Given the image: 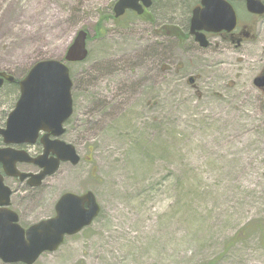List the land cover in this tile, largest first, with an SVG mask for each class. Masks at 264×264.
Here are the masks:
<instances>
[{"label": "rangeland", "instance_id": "374dc122", "mask_svg": "<svg viewBox=\"0 0 264 264\" xmlns=\"http://www.w3.org/2000/svg\"><path fill=\"white\" fill-rule=\"evenodd\" d=\"M112 5L0 0V70L18 78L89 33L88 57L68 64L65 139L81 162L46 180L32 216L65 191H93L100 212L38 264H264V23L254 48L184 55L158 30L179 13L113 19Z\"/></svg>", "mask_w": 264, "mask_h": 264}, {"label": "flooded vegetation", "instance_id": "af4514ba", "mask_svg": "<svg viewBox=\"0 0 264 264\" xmlns=\"http://www.w3.org/2000/svg\"><path fill=\"white\" fill-rule=\"evenodd\" d=\"M116 1L117 0H113L112 8ZM202 1L203 0H151V5L147 9H144L141 15H137V13L132 10H126L121 18H124L125 15H130L135 18L146 19L147 17H154L158 11L163 14H167L171 11L172 15L179 13L181 22L170 23L168 25L163 23L158 30L160 35H163L165 38L175 39L181 43L179 49L184 55L194 54V52L198 54L210 53L213 56L226 55L233 52L239 54L245 49L254 48L261 43L262 37H260V34L264 23V11L256 13L248 10L247 0H208V10H216L215 16H217L219 20H223L224 18L222 14H220L223 7H226L224 4H230L236 15V23L232 29L227 30L221 29L212 31L204 29V31L200 33H202L204 39H206L207 45L205 47L201 46L200 43L195 40V34H192L189 28L193 11L204 9ZM257 1L264 7V0ZM158 2L160 3L156 6ZM139 3H142V0H139ZM227 21L229 22L228 19L226 22ZM171 25L173 28L180 29L181 31L183 30V32H179L178 37L174 34L169 36L170 34L167 28L172 27ZM177 64H179V71L185 66V64L182 65L180 62H177ZM3 73L6 75H0V131L6 130L7 128L8 120L16 108V102L21 96L19 81L26 75L18 78L10 71L5 69L0 70V74ZM263 74L264 71L262 69V72L257 76ZM194 81L195 78L192 79L191 76L187 79L188 85L191 87H194ZM252 83L254 84V82ZM254 86L264 94V87L255 84ZM71 119L72 116L62 124L64 131L61 135L55 136L53 134H48L47 138L52 146L50 148H53L54 145L57 147L58 144L54 143L55 140L64 141L75 147L72 140L65 139L68 132L73 131V127L71 130L68 127V123ZM14 130L18 134L16 138L24 139L23 141L5 142L0 133V238H10L7 244L2 238L8 251L11 248L19 247L26 251L25 254L27 255L25 257L29 260L33 259V261H9L0 256V264H38L37 261L42 255L45 253H55L70 237L77 236L81 232L87 230L98 218L100 211L88 225L79 229L78 232L74 234H65L63 236V242L55 251L46 249L39 255H35V252H37L36 242H40L39 234L51 233L50 219L55 218V207L58 199L65 192L81 195L91 190H87L86 192L65 191L57 201H55L53 214L49 215L48 213L43 216H32L34 211L37 210V201L41 199L42 193L48 198L46 180L53 177V175L59 171V168L66 163L75 167V165L81 162V158L78 154L80 160L75 165L70 161H60L56 171L52 175H48L45 171V162H49L53 158H56V153L50 150L44 158L46 148L43 138L46 132H44L42 128H39L38 131L30 136V128H26L23 125H17ZM75 149L76 153H78L76 147ZM91 192L94 194L93 191ZM83 207L87 208V203H85ZM44 221L49 222L48 227H50V229L41 230L36 227ZM30 236L32 237V245L31 239L29 238ZM12 254L15 255L16 253Z\"/></svg>", "mask_w": 264, "mask_h": 264}, {"label": "water", "instance_id": "95a60500", "mask_svg": "<svg viewBox=\"0 0 264 264\" xmlns=\"http://www.w3.org/2000/svg\"><path fill=\"white\" fill-rule=\"evenodd\" d=\"M202 4L204 5L203 10L193 11L189 29L192 34H195V40L205 47L207 41L200 32L204 29L212 31L232 29L236 23V15L232 6L226 3L224 4L226 7L220 11L224 18L219 20L215 16L216 10H208V0H203ZM247 4L248 10L252 12L261 13L264 11V7L257 0H247ZM150 5L151 0H142V3H139V0H117L112 10L115 17L122 16L127 9L141 15L144 9ZM227 19L229 22H226ZM87 37V31L80 29L66 50L64 60H40L31 66L26 76L19 81L21 96L8 120L7 128L0 131L5 142H17L24 140L16 138L18 134L14 128L17 125L29 127L30 136L42 128L46 132L43 138L46 148L44 158L50 150L56 153V158L45 162V171L48 175H52L56 171L60 161H70L75 165L80 160L75 147L64 141L55 140L54 143L58 144L57 147L54 145L53 148H50L52 146L47 136L48 134L61 135L64 131L62 124L73 114L71 91L73 81L70 79L68 63L82 62L88 57ZM0 75L5 76L6 74ZM253 82L257 86L264 87V74L255 77ZM85 203H87V208L83 207ZM99 210L100 206L91 191L81 195L65 192L56 202L55 218L50 219L51 233L39 234L40 242H36L37 252L35 255H39L46 249L55 251L63 242L65 234H74L88 225L98 215ZM48 223V221H44L36 227L41 230L50 229ZM2 238L6 244L10 241L8 237ZM2 238H0V256L5 260L33 261V259L26 258V251L19 247L11 248L9 252ZM29 238L32 245V237Z\"/></svg>", "mask_w": 264, "mask_h": 264}, {"label": "trees", "instance_id": "16d2710c", "mask_svg": "<svg viewBox=\"0 0 264 264\" xmlns=\"http://www.w3.org/2000/svg\"><path fill=\"white\" fill-rule=\"evenodd\" d=\"M109 17H110V18H111V17L113 18L112 15L109 16ZM100 25H101V23H99V24L96 26V29H95L96 33H98V34L100 33V29H101V28H100V27H101ZM180 32H183V30H182V31L180 30ZM168 33H169V32H168ZM172 34H174V33H172ZM174 35H175V34H174ZM175 36H176V35H175ZM88 39H89V37H88Z\"/></svg>", "mask_w": 264, "mask_h": 264}]
</instances>
